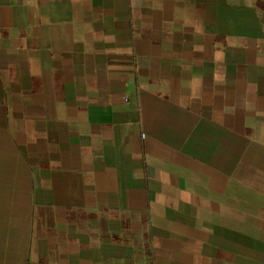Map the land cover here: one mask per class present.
Masks as SVG:
<instances>
[{
  "label": "crops",
  "instance_id": "obj_1",
  "mask_svg": "<svg viewBox=\"0 0 264 264\" xmlns=\"http://www.w3.org/2000/svg\"><path fill=\"white\" fill-rule=\"evenodd\" d=\"M0 264H264V0H0Z\"/></svg>",
  "mask_w": 264,
  "mask_h": 264
}]
</instances>
